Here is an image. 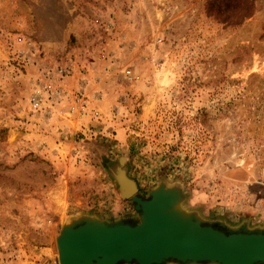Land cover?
Instances as JSON below:
<instances>
[{
  "label": "rangeland",
  "instance_id": "374dc122",
  "mask_svg": "<svg viewBox=\"0 0 264 264\" xmlns=\"http://www.w3.org/2000/svg\"><path fill=\"white\" fill-rule=\"evenodd\" d=\"M65 65L99 118L32 110L38 68ZM122 157L136 195L264 230V0H0V264H57L78 215L137 223Z\"/></svg>",
  "mask_w": 264,
  "mask_h": 264
},
{
  "label": "water",
  "instance_id": "95a60500",
  "mask_svg": "<svg viewBox=\"0 0 264 264\" xmlns=\"http://www.w3.org/2000/svg\"><path fill=\"white\" fill-rule=\"evenodd\" d=\"M123 162L111 174L120 196L140 211L137 223L76 216L55 238L57 264H264V230L215 229L185 212L180 190L162 183L143 199Z\"/></svg>",
  "mask_w": 264,
  "mask_h": 264
},
{
  "label": "built area",
  "instance_id": "2783aa9c",
  "mask_svg": "<svg viewBox=\"0 0 264 264\" xmlns=\"http://www.w3.org/2000/svg\"><path fill=\"white\" fill-rule=\"evenodd\" d=\"M18 54L21 57L20 53ZM73 71L74 68L70 65L54 68L39 67L37 80L32 84V92L29 97L32 110L49 112L55 106L63 105L68 114L99 118V111L90 106L83 87L67 89L64 86V80ZM86 73L85 71L82 74V82H86L88 79Z\"/></svg>",
  "mask_w": 264,
  "mask_h": 264
},
{
  "label": "crops",
  "instance_id": "0c3cea01",
  "mask_svg": "<svg viewBox=\"0 0 264 264\" xmlns=\"http://www.w3.org/2000/svg\"><path fill=\"white\" fill-rule=\"evenodd\" d=\"M116 210H114V209H111V210H109L108 212H105V214H104V216H101L100 214L98 215V217L100 218V219H103V220H106V221H108V222H111V221H113L114 219H117V218H123L124 216H122V214H124L125 212L127 213V215H128V213H129V216L127 217V218H129V219H132V218H135V215H134V213L133 212H129V211H121V215H117L116 214Z\"/></svg>",
  "mask_w": 264,
  "mask_h": 264
},
{
  "label": "flooded vegetation",
  "instance_id": "af4514ba",
  "mask_svg": "<svg viewBox=\"0 0 264 264\" xmlns=\"http://www.w3.org/2000/svg\"><path fill=\"white\" fill-rule=\"evenodd\" d=\"M143 199H147V198H144V197H143ZM130 223H131V224H135L136 222H130ZM213 228H214V227H213ZM165 262H166V261H163L162 263H165ZM162 263H161V264H162ZM119 264H122V263H119Z\"/></svg>",
  "mask_w": 264,
  "mask_h": 264
}]
</instances>
